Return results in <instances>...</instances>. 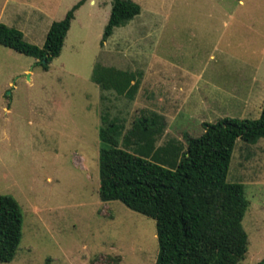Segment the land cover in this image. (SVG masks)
<instances>
[{"label": "rangeland", "instance_id": "rangeland-1", "mask_svg": "<svg viewBox=\"0 0 264 264\" xmlns=\"http://www.w3.org/2000/svg\"><path fill=\"white\" fill-rule=\"evenodd\" d=\"M76 1L0 0V9L21 22L25 14L24 23L35 25L23 39L41 47L49 24ZM131 1L139 14L102 47L111 0L84 5L46 71L0 46V195L13 197L22 217L14 258L0 264H154V221L98 199V128L113 119L126 131L136 118L157 114L164 131L154 146L173 140L184 148V136L201 135L202 123L259 116L264 0ZM95 65L132 73L136 92L100 90L90 80ZM226 181L241 184L247 201L238 264H257L264 257V138L236 140Z\"/></svg>", "mask_w": 264, "mask_h": 264}, {"label": "trees", "instance_id": "trees-1", "mask_svg": "<svg viewBox=\"0 0 264 264\" xmlns=\"http://www.w3.org/2000/svg\"><path fill=\"white\" fill-rule=\"evenodd\" d=\"M85 1L79 0L50 24L41 47L0 23V46L33 58L46 71L60 53L74 12ZM139 12L131 0H112L99 45ZM90 80L102 91L129 97L138 85L132 73L100 65H95ZM162 129L155 114L136 118L126 131L116 120L102 123L97 131L99 201L119 202L154 221V264H238L247 245L241 228L247 201L243 186L228 183L226 174L236 140L253 145L264 138V99L257 119L202 123L201 135L184 136V148L173 140L155 147ZM21 223L15 199L0 195V263L14 258ZM257 264H264V257Z\"/></svg>", "mask_w": 264, "mask_h": 264}, {"label": "crops", "instance_id": "crops-1", "mask_svg": "<svg viewBox=\"0 0 264 264\" xmlns=\"http://www.w3.org/2000/svg\"><path fill=\"white\" fill-rule=\"evenodd\" d=\"M7 0H4V3L6 2ZM9 1V0H8ZM79 1V0H78ZM78 1H76V2H78ZM111 3H112V0H111ZM237 3L239 4V5H241L242 4V1L241 0H237ZM74 5V4H73ZM84 5H90V6H94L95 5V0H86L75 12H74V14H73V19L71 20V22H70V25H71V23L74 21V19H75V16H76V14L78 13V11H80L81 10V8L84 6ZM110 7H111V4H110ZM32 10L34 11L35 9H33L32 8ZM32 11V12H33ZM40 10H38V12H39ZM109 11H110V9H109ZM27 12V15H31L30 14V11H26ZM109 15V14H108ZM16 15L15 14H12V15H10V16H5V12H4V7H1V9H0V17H4V22H3V25H5V26H7V27H10V28H16V30H18V31H20L21 32V34H22V37L24 38V34L27 32V30H29V29H32L33 30V28L32 27H34L33 25H35V24H32V25H29V23H28V20H27V22H25L24 23V21H26V19H28L27 18V16H25V14H24V20L21 22V21H19V19L16 17ZM136 17V16H135ZM40 18V17H39ZM35 19H36V17H35ZM107 19H108V17H107ZM131 21V20H130ZM52 23V22H51ZM50 23V24H51ZM128 23V22H127ZM126 23V24H127ZM2 24V23H1ZM50 24H49V26H50ZM49 26H48V28H49ZM70 27V26H69ZM48 28H47V30H48ZM47 30H46V32H47ZM42 32V31H41ZM46 32H45V34H46ZM113 33V32H112ZM112 35V34H111ZM110 35V36H111ZM109 36V37H110ZM108 37V38H109ZM107 38V39H108ZM107 39H106V41H107ZM106 41L103 43V45L102 46H104L105 45V43H106ZM43 44V43H42ZM63 45V44H62ZM100 46V45H99ZM102 46H100V47H102ZM7 49V48H6ZM10 50V49H9ZM12 51V50H11ZM136 80V79H135ZM137 81V80H136ZM138 82V81H137ZM133 82H131V84H132ZM137 88H138V85H137ZM262 103V102H261ZM145 116H150V115H145ZM156 116H158V117H160V119H162L161 118V116L160 115H157L156 114ZM162 121V120H161ZM163 124V123H162ZM164 131V125H163V129H162V132ZM162 132H161V134H162ZM202 132H203V130H202ZM160 134V135H161ZM159 135V136H160ZM158 136V137H159ZM156 138V141H157V139H159V138ZM155 141V142H156ZM160 146H162V145H160ZM159 147V146H158Z\"/></svg>", "mask_w": 264, "mask_h": 264}, {"label": "water", "instance_id": "water-1", "mask_svg": "<svg viewBox=\"0 0 264 264\" xmlns=\"http://www.w3.org/2000/svg\"><path fill=\"white\" fill-rule=\"evenodd\" d=\"M43 62V61H42Z\"/></svg>", "mask_w": 264, "mask_h": 264}]
</instances>
